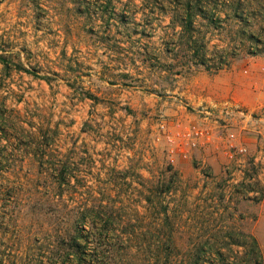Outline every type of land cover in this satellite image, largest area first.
Returning a JSON list of instances; mask_svg holds the SVG:
<instances>
[{
  "label": "rangeland",
  "instance_id": "obj_1",
  "mask_svg": "<svg viewBox=\"0 0 264 264\" xmlns=\"http://www.w3.org/2000/svg\"><path fill=\"white\" fill-rule=\"evenodd\" d=\"M227 74L254 84L207 99ZM245 234L264 258V0H0V264H209Z\"/></svg>",
  "mask_w": 264,
  "mask_h": 264
},
{
  "label": "trees",
  "instance_id": "obj_2",
  "mask_svg": "<svg viewBox=\"0 0 264 264\" xmlns=\"http://www.w3.org/2000/svg\"><path fill=\"white\" fill-rule=\"evenodd\" d=\"M187 8L189 9V3H187ZM198 8V7H196ZM193 9V5L191 7V10ZM189 18L186 19V22H188V29L190 31L191 29V17L190 15L188 16ZM228 18V17H227ZM190 27V28H189ZM188 42V41H187ZM203 43V42H202ZM205 45L203 46V44L200 43V45H197V42L194 43L193 46V50H192V58L195 62H200L201 64L205 63ZM232 51L230 49V51H222V54H220L219 56H217L218 60H219V68L221 69L223 66L227 65V59L232 58ZM95 208L92 207L91 209H85V213H82L80 218H78L77 220H81L84 222H89L90 224H92V227L89 229V231L87 232L88 235L85 237L86 239L91 238V241H96V240H103V237H107L109 240V246L111 247V249H114L115 247H120L122 246V244L124 243V241L121 239V237L119 236H115L113 234V231L111 230V226H113V217L108 213L106 215V217L104 218V228L102 229V231H98L95 228V224L93 223L95 221V219L100 217V214L98 211L94 210ZM100 209V207L98 208ZM94 225V226H93ZM245 238L244 241H236V244L238 246H242L248 249V254L246 255V257L239 259V257L234 256L232 258V260L230 261L228 257L223 256V255H219L218 259H213L210 258L208 259L207 262H209V264H262V261H264V258H262V254L260 251V248L258 246L257 240L255 239V237L252 234H245V235H241V238ZM83 252L77 250V252L75 253V260L78 261V264H91L92 262L96 261V256L92 255L91 256V261H85L81 258V254ZM111 264H115L116 259H112V257L109 259ZM211 260V261H210ZM206 262V261H205Z\"/></svg>",
  "mask_w": 264,
  "mask_h": 264
},
{
  "label": "crops",
  "instance_id": "obj_3",
  "mask_svg": "<svg viewBox=\"0 0 264 264\" xmlns=\"http://www.w3.org/2000/svg\"><path fill=\"white\" fill-rule=\"evenodd\" d=\"M255 75L256 74L251 72L249 76L253 78ZM251 77L241 79L236 74H227L225 76L215 75L213 76L210 87L211 97H207V99L215 102L216 99L219 101L222 98H226L228 94H232L233 96L241 95L243 90L247 92L248 87L254 84ZM202 155L203 153H200L199 157L202 158Z\"/></svg>",
  "mask_w": 264,
  "mask_h": 264
},
{
  "label": "built area",
  "instance_id": "obj_4",
  "mask_svg": "<svg viewBox=\"0 0 264 264\" xmlns=\"http://www.w3.org/2000/svg\"><path fill=\"white\" fill-rule=\"evenodd\" d=\"M205 113H207V112H205ZM194 134L198 135L200 137V139L204 138L205 140H208V134L206 132L202 131V130H198ZM230 138H233V135H230ZM167 140H168V143L173 146V148L169 150V152H170L169 155L171 156V162L172 163L174 162V158L173 157L177 155L175 151L180 152V154L183 156V158H186L187 156H189L186 151L181 150V145L175 143L174 139H172L169 135L167 137ZM200 145H201V143H200ZM189 146L191 148H195L198 145H197L196 142H192ZM235 149L237 150L236 146H234L233 144L229 145V150L231 152H233V150H235ZM238 151L242 152L241 149H239Z\"/></svg>",
  "mask_w": 264,
  "mask_h": 264
}]
</instances>
